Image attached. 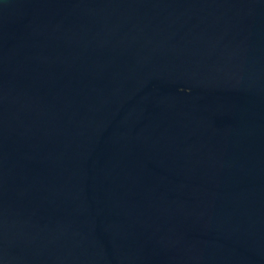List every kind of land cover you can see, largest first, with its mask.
<instances>
[{
  "label": "water",
  "instance_id": "95a60500",
  "mask_svg": "<svg viewBox=\"0 0 264 264\" xmlns=\"http://www.w3.org/2000/svg\"><path fill=\"white\" fill-rule=\"evenodd\" d=\"M0 264H264V0H0Z\"/></svg>",
  "mask_w": 264,
  "mask_h": 264
}]
</instances>
